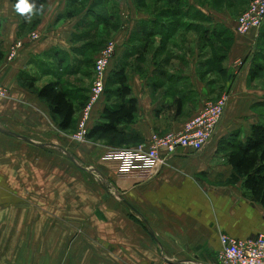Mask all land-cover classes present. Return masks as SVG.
<instances>
[{
    "label": "crops",
    "instance_id": "0c3cea01",
    "mask_svg": "<svg viewBox=\"0 0 264 264\" xmlns=\"http://www.w3.org/2000/svg\"><path fill=\"white\" fill-rule=\"evenodd\" d=\"M251 1L231 9L233 16ZM70 4L48 0L33 27L16 11L14 0H0V83L9 93L0 99V264H220L221 234L236 239L264 234V207L251 201L241 181L230 182L234 171L223 145L234 136L244 139L261 121L254 107L264 97L254 78L263 71V55L256 59V49L264 26L240 35L238 17L221 21L213 16L230 10L193 0L182 10L193 8L209 21L185 19L167 30L165 21L156 24L139 9L143 15L126 26L120 5L118 26L108 32L101 26L95 33L116 42L110 74L123 69L137 101L136 120L122 127L126 148L145 144L153 134L179 132L208 102L230 96L202 151L178 149L143 182L120 176L115 166L101 161L109 149L125 147L73 143L22 81L23 75L34 78L40 89L70 78L64 89L76 106L85 103L99 54L88 47L82 23L92 0L71 19L66 17ZM194 28L230 33L225 75L214 61L221 41H208ZM18 43L22 47L9 61ZM107 96L94 109L92 128L113 103ZM77 160L86 172L95 169L99 186L79 177Z\"/></svg>",
    "mask_w": 264,
    "mask_h": 264
},
{
    "label": "trees",
    "instance_id": "16d2710c",
    "mask_svg": "<svg viewBox=\"0 0 264 264\" xmlns=\"http://www.w3.org/2000/svg\"><path fill=\"white\" fill-rule=\"evenodd\" d=\"M90 0H71L70 9L66 13V17L71 19L80 13V11L85 8ZM118 1L120 0H92V4L88 11V18L92 17L93 20H84L86 28L97 31L100 27H105V31L108 29L115 28L120 23V8ZM154 6L161 5L164 3L165 6L176 5L175 8L170 10V18L174 21H166L167 17L163 12L162 16L154 17L156 24H161L165 21L163 28L167 29L171 26L175 27L183 20L188 19L189 21H209V17L205 14L192 10L189 8L188 11L182 12L183 2L182 0H153ZM198 4L209 3L213 8H224L228 10H237L246 5V0H194ZM18 0H14V5L16 7ZM138 7H145L147 5V0H135L134 1ZM29 3L36 5V9H41L42 11H36L30 21V24L34 27L40 21V16L45 12L48 0H29ZM77 5V6H76ZM78 5L82 6L81 9ZM156 8V7H155ZM192 11V12H191ZM82 12V11H81ZM244 12V11H243ZM242 12V13H243ZM241 13V14H242ZM24 19L26 15H22ZM165 17V20L162 19ZM103 18V19H102ZM164 29V30H165ZM196 29L202 36H204L208 41H221V50L217 53L214 59L215 63H218L220 73L222 75L226 74V70L223 68V63L226 59L227 52L230 48L232 37L230 33L225 29L217 28H204ZM164 30H161L163 33ZM172 33L173 31H168ZM87 34H85L86 36ZM97 36V34H96ZM260 35V39L264 41V38ZM108 37V36H106ZM95 41L92 45L89 44L88 47H93L92 50L95 52H100L110 41L111 38H105ZM262 41H260L261 44ZM224 45H228L224 47ZM86 46V45H85ZM259 53L263 54L262 51ZM62 62V60L60 61ZM264 67L261 66V69ZM218 69V67H217ZM254 77L256 75H253ZM22 81L24 85L30 89L37 92L38 97L46 103L50 109L51 117L54 122H56L58 128L62 132H74L76 129V114L79 109H83L85 103H81L80 106H76L71 95L64 89V85L60 80L50 82L40 89L36 88V79L30 78L28 76H22ZM110 86V87H109ZM107 101H110L114 97L115 101L112 105H106L100 118V122L96 124L88 134V140L91 142H104L107 145L125 147L127 146V141L124 140L125 134H123L122 127L134 123L137 116V101L131 98V89L128 85V79L125 75L123 69L119 72L111 73L108 77L106 86ZM260 106H264V103H260ZM258 105L254 107V110ZM81 107V108H80ZM261 114V113H260ZM264 116V115H263ZM260 123L255 124L251 127L249 133L245 135L244 139H240L238 136H234L229 141H226V159L228 164L233 168L234 174L232 175L230 182L238 183L242 182L243 187L247 196L252 202L260 204L264 207V117H259ZM126 142V143H125ZM124 144H127L124 146Z\"/></svg>",
    "mask_w": 264,
    "mask_h": 264
},
{
    "label": "built area",
    "instance_id": "2783aa9c",
    "mask_svg": "<svg viewBox=\"0 0 264 264\" xmlns=\"http://www.w3.org/2000/svg\"><path fill=\"white\" fill-rule=\"evenodd\" d=\"M263 26L264 0H252L238 17L235 32L244 35L252 30L260 31ZM38 38V35L32 36L33 40ZM21 47L22 44L18 43L12 48L8 56L9 61L14 60ZM116 49V42L111 40L95 59L88 100L79 114L76 129L71 136L77 143L86 142L92 129L94 109L106 95ZM8 97V91L0 83V99ZM229 99V94H225L214 102H208L179 132L153 134L145 144L135 148H111L101 157V161L115 166L120 176H133L139 181H148L178 149L200 152L209 144L223 118ZM161 152L166 153L164 157L161 156ZM219 239L220 264H264V234L245 239L221 234Z\"/></svg>",
    "mask_w": 264,
    "mask_h": 264
},
{
    "label": "rangeland",
    "instance_id": "374dc122",
    "mask_svg": "<svg viewBox=\"0 0 264 264\" xmlns=\"http://www.w3.org/2000/svg\"><path fill=\"white\" fill-rule=\"evenodd\" d=\"M135 0H120V1H118V6H119V8H120V5H121V11H123V18H124V20H125V23H127L126 24V26H128V23H130L131 21H133L134 20V17H138V15L140 16H142L143 14H145L146 16H148V15H150V16H153V17H160V16H162L163 14V12L165 13L164 15L167 17V19H166V21H168V20H170V21H174L173 20V18L171 19L170 17V13H171V11L170 10H173V9H171V8H175L174 10H179V9H176V8H178V7H176V5H173V6H165L164 5V3H160L161 5H156V6H154L153 4H154V1L153 0H147V5H145V7H138V5L134 2ZM192 1L193 0H182V2H183V5L184 6H190V4L192 3ZM247 2H249L250 0H246ZM207 3H205V5H206ZM248 4V3H247ZM247 4L245 5V7L247 6ZM204 5V4H203ZM156 7V8H155ZM206 7H208V9H210L209 7L210 6H206ZM140 9V10H139ZM247 9V8H246ZM245 9V10H246ZM136 10H139V12H141V13H143V14H140L139 12H136ZM244 10V11H245ZM182 12L184 13L185 11L184 10H182ZM192 12V11H191ZM210 14V16L212 15L211 13H209ZM134 15V16H133ZM234 14L233 13H231V10L228 12V13H226V14H224V16H218V14H215V13H213V16L214 17H216V18H218V19H220L221 21H225V20H227V19H231V18H235V17H238V16H233ZM165 17H162V19L163 20H165L164 19ZM103 19V18H102ZM85 20H92V19H90V18H86ZM210 20V19H209ZM83 23V27H84V29H85V31H84V33L85 34H87L86 35V37H87V39L89 40V42H91V44H94V42L95 41H98L99 39H98V36L96 37V31L95 30H91V29H89V28H86V25L84 24V22H82ZM214 42H216V41H214ZM224 47H226V46H228V45H224V44H222ZM258 46V49H256V51L258 52V56L256 55V59H260V56H259V52L260 51H262V55H263V61L261 62L262 63V65L261 66H263L264 67V41H262L261 42V44L259 43V45H257ZM221 50H223V49H221ZM224 50L226 51V48H224ZM223 50V51H224ZM92 52V51H91ZM95 52V51H94ZM92 54H93V52H92ZM261 54V53H260ZM94 55V54H93ZM89 56L88 55H84L83 56V58H88ZM65 63H64V65H66V64H69V62H67V60H65L64 61ZM64 68V67H63ZM84 67H82V70H84L83 69ZM259 75L261 76V77H259ZM258 77H256V78H254V79H256V82H257V85H256V88H257V90H259V89H261V91L263 92V94H262V97H264V68H263V71L262 72H259L258 73V75H257ZM70 78H64L63 79V82H64V84H68V81H66V80H69ZM72 80V79H71ZM62 82V83H63ZM69 82H71L70 80H69ZM79 82V81H78ZM77 82V83H78ZM70 85H71V83H69ZM110 87V86H109ZM107 96V95H106ZM111 101L112 102H114L115 101V99H111ZM257 107H259V108H256V110H254V114H255V116H258V117H264L263 115H264V106H260L259 104H258V106ZM261 113V114H260ZM72 134H73V132H68V133H66L65 135H68V137L69 138H71V136H72ZM240 139H243V138H241V137H239ZM72 139V138H71ZM87 141H89L88 140V138H87V140H86V142ZM86 142H84V143H86ZM73 143H75V144H79V145H81V144H84V143H77V142H75V141H73ZM97 143H103L104 144V142H101V141H98ZM126 148V147H125ZM77 166H78V175H79V177L83 180V179H88V180H93V182H95L98 186H99V183H100V178H98L94 173H96L94 170H90V168H88V172H86L85 171V166L83 165V162H80L79 160H77ZM79 179V178H78Z\"/></svg>",
    "mask_w": 264,
    "mask_h": 264
},
{
    "label": "clouds",
    "instance_id": "9594fccd",
    "mask_svg": "<svg viewBox=\"0 0 264 264\" xmlns=\"http://www.w3.org/2000/svg\"><path fill=\"white\" fill-rule=\"evenodd\" d=\"M16 11L21 15H26V18L31 20L32 15L36 11H42V6L41 9L37 10L36 5L29 3V0H18L16 4Z\"/></svg>",
    "mask_w": 264,
    "mask_h": 264
}]
</instances>
